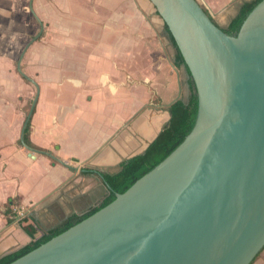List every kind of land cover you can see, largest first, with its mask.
<instances>
[{
  "label": "crops",
  "instance_id": "1",
  "mask_svg": "<svg viewBox=\"0 0 264 264\" xmlns=\"http://www.w3.org/2000/svg\"><path fill=\"white\" fill-rule=\"evenodd\" d=\"M29 1L0 0V256L109 194L100 173L147 148L188 79L166 23L169 38L137 0H33L59 36L47 39L45 55L36 42L23 58L40 85L29 137L76 169L31 152L20 139L30 88L17 68L31 35ZM14 197L23 215L11 210ZM251 264H264V247Z\"/></svg>",
  "mask_w": 264,
  "mask_h": 264
},
{
  "label": "water",
  "instance_id": "2",
  "mask_svg": "<svg viewBox=\"0 0 264 264\" xmlns=\"http://www.w3.org/2000/svg\"><path fill=\"white\" fill-rule=\"evenodd\" d=\"M150 1L196 84L193 129L110 203L8 264H251L263 249L264 0L237 34L226 32L198 0ZM29 8L41 29L17 68L37 92L20 139L31 152L75 170L25 140L40 85L22 60L44 30L33 0Z\"/></svg>",
  "mask_w": 264,
  "mask_h": 264
},
{
  "label": "trees",
  "instance_id": "3",
  "mask_svg": "<svg viewBox=\"0 0 264 264\" xmlns=\"http://www.w3.org/2000/svg\"><path fill=\"white\" fill-rule=\"evenodd\" d=\"M261 0H244L235 16L232 17L228 26L224 30L231 34H237L253 8ZM209 12V11H208ZM211 14V13H209ZM213 18V15H211ZM214 20V18H213ZM167 27V26H166ZM168 29V28H167ZM170 33V32H169ZM170 37L176 47V62L181 65L184 64L188 73V97L184 99L180 97L174 101L170 107L171 117L168 124L162 128L158 135L152 140L149 146L143 153L136 154L121 163V169L117 172H102L100 175L110 186V193L102 198L100 202L89 208L82 213H74L65 218L56 226L44 230L41 236L35 238L28 244L20 247L19 249L0 256V264H8L18 257L24 255L28 251L36 248L40 244L46 242L54 235L66 230L73 224L81 221L82 219L93 214L106 204L115 199L117 193L124 192L128 189L137 179L145 173L154 168L164 158H166L179 144L183 142L186 136L193 129L199 109V98L197 93L196 84L190 75L189 69L185 63V59L180 52L177 44L170 33ZM31 121V120H30ZM30 122L26 127L25 140L33 146L29 137ZM258 255V254H257ZM256 255V257H257ZM255 257V258H256ZM254 258V259H255Z\"/></svg>",
  "mask_w": 264,
  "mask_h": 264
},
{
  "label": "rangeland",
  "instance_id": "4",
  "mask_svg": "<svg viewBox=\"0 0 264 264\" xmlns=\"http://www.w3.org/2000/svg\"><path fill=\"white\" fill-rule=\"evenodd\" d=\"M213 16L214 21L219 24L221 27L226 28L230 22V20L232 19L233 16H235L240 8V5L242 4V2L244 0H198ZM137 3L140 6V9L142 11V13H144V16L147 17L150 21H152L156 27L159 28L161 36L163 37V33H165L166 28H165V24H164V20L162 19L161 16H159L156 12V8L153 5V3L150 0H137ZM34 4V3H33ZM26 9L27 11L32 15V20H31V35L29 34V31L25 30V33L29 35H24L25 36H29V38L26 39V42H29L34 36H36L41 29V25L38 21V19L35 17V15L32 13V11L29 8V4L26 5ZM37 14L40 16V18L42 19V21L44 22V30L41 33V35L33 41V43L36 42H40L42 43L41 45V51L43 55H45L44 49L45 47H47V39H51L53 36H59V32H55L53 29H50V25L51 23L49 21H45L42 18V14L43 12H38V10L36 9V7L34 6ZM214 13V14H213ZM132 16L134 17L135 15L132 14ZM17 30V29H16ZM16 30H7L6 34H3L2 36L6 35L7 36V40L10 41L11 39H13V32H15ZM166 37L167 34H164ZM169 38V37H168ZM46 39V40H45ZM23 62V60H22ZM25 62V61H24ZM24 62L22 63V67L24 69ZM43 64V63H42ZM26 65H28V63H26ZM44 65V64H43ZM53 64L49 61V62H45V69L51 67ZM43 66H41L42 69ZM185 67V65H184ZM15 68H16V64H15ZM17 69V68H16ZM185 72L187 75V70L185 67ZM33 78H35L33 75H31ZM23 79L25 80V82L28 84L27 86H29L30 88V95H28V100L26 103V107H25V111L23 113L24 117H26L33 98L36 95L37 92V88L36 85L31 82L30 80H28L27 78H25L23 76ZM36 79V78H35ZM22 96V95H21ZM181 97H183L184 99H187L188 97V84L187 82H185V88L182 87L181 89ZM9 206L11 207V210L14 211V214H19L18 213V208H21V210L24 208L23 206H21L19 204V201L17 198H11L10 202H9ZM14 206H18L16 207L17 209H15ZM14 208V209H13ZM10 210V208H9ZM12 211V213H13Z\"/></svg>",
  "mask_w": 264,
  "mask_h": 264
},
{
  "label": "built area",
  "instance_id": "5",
  "mask_svg": "<svg viewBox=\"0 0 264 264\" xmlns=\"http://www.w3.org/2000/svg\"><path fill=\"white\" fill-rule=\"evenodd\" d=\"M15 207V209H17L16 207H18V206H14ZM23 210V209H22ZM18 212H19V215H23L24 214V211H21V208H18V210H17Z\"/></svg>",
  "mask_w": 264,
  "mask_h": 264
}]
</instances>
